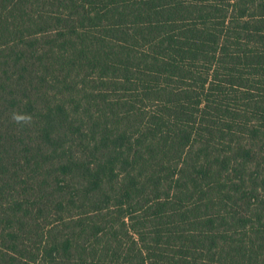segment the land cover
Segmentation results:
<instances>
[{"label":"trees","instance_id":"16d2710c","mask_svg":"<svg viewBox=\"0 0 264 264\" xmlns=\"http://www.w3.org/2000/svg\"><path fill=\"white\" fill-rule=\"evenodd\" d=\"M0 264H264V0H0Z\"/></svg>","mask_w":264,"mask_h":264}]
</instances>
